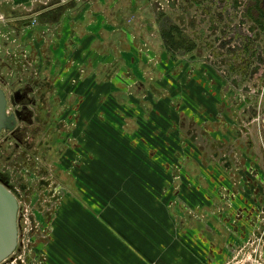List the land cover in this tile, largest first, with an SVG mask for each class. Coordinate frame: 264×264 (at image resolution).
I'll list each match as a JSON object with an SVG mask.
<instances>
[{
  "label": "flooded vegetation",
  "instance_id": "af4514ba",
  "mask_svg": "<svg viewBox=\"0 0 264 264\" xmlns=\"http://www.w3.org/2000/svg\"><path fill=\"white\" fill-rule=\"evenodd\" d=\"M209 1L215 4V8L220 7L219 9L226 10L221 11L222 14H219L217 10L214 14L217 20L224 18L228 26L225 28L222 22L219 27L215 26L212 23L214 18L210 17L206 20L209 21L206 24V35V32L197 27L198 22L196 21L194 30L196 29L195 35L198 40L203 42V40L210 39L212 42L207 53L211 57V63L207 66L211 70L210 75L213 74L212 79H204L202 76L201 79L188 77L185 80L182 77L178 80L168 78L165 90L168 94L161 93L152 83L148 86L137 83L129 87V92L119 91L113 95L110 94L109 98H112V102L109 103L107 109L113 114L116 112V104L121 107L117 109L119 113L116 112L115 115L127 126L122 127L120 137L115 141L117 144L115 153L118 154L114 153L113 158L118 159L121 166L114 168L119 170L128 168V165L118 158L126 156L130 158L129 163L132 161L129 167L136 169V172L130 170L132 173L130 175L107 174V168H109L106 165L107 160L104 161V165L99 162H96L98 165H92L95 162H92L91 156L88 154V158L85 152V142L91 136H96L99 132L97 130H100L96 128L98 124L95 120L96 114L91 112V109L96 110L95 105L97 106L98 102L99 106L102 104L101 97L96 98L101 95V92L95 94L97 88L101 90L98 82L103 80L101 83L105 89L112 83L125 65L121 56H116L114 63L103 65L102 72H98L97 80L91 82L86 79V72L79 69V76L77 74L76 78L73 76L68 81H62L60 78L56 80L54 76L55 80H52L45 72L42 73L43 70L50 69L49 59L42 52V49L47 50V43L39 48L42 61H36L34 56L31 60L30 57H25L24 62L13 67L0 59V89L6 99V115L14 119L11 130L0 132V180L7 184L15 196L18 212L20 200L17 199L13 187L10 186L7 165L15 158L29 160L30 155L34 157L38 153L41 162L45 165L41 173L45 172L47 167L54 166H52L53 180L57 186L51 187L52 189L47 192L48 196L44 195L50 200L66 191L57 190L59 184L63 183L70 191L89 192L91 182L100 178L114 176L193 177L203 181L205 186L203 191L207 186L210 189L209 185L214 183H225L226 187L213 186L211 189L212 191H215V188L218 189V199L224 200V205L228 209L232 207L235 199L239 202L243 200V203L258 205L260 201L262 217H260L261 244H259L264 258V225L261 222L264 219V116L257 102L253 105L246 101L248 98L245 96L241 99L236 95V92H241L243 88L239 82L235 81L237 84H234L232 83L234 79H229L222 91L218 79L219 75L235 73L236 68L237 71L247 72L245 61L238 59L240 64L235 66L234 59L230 55L234 56L236 52L246 51L247 42L252 33L249 25L254 24L257 26L255 29L264 26V9L260 0ZM120 2V0L117 1L118 5ZM165 2L167 9L172 11L175 9L172 0H165ZM35 4L38 6L34 10L37 15L34 19L32 18L31 22L25 21L22 27H14V23L4 16L0 18V25H6L8 33L12 34V36L5 35L3 39L9 37L19 39L23 32L38 25L37 22H45V16L49 15L50 20L57 18L59 9H61V7L56 8V1L52 0H35ZM23 11H26V8H23ZM200 13L199 18H203L205 12L201 10ZM164 18L169 28L162 31V35L168 32L172 35L182 34L179 30L181 27L172 25L168 15ZM200 23L205 24V21L201 19ZM252 34L258 37L256 33ZM173 39L177 43L175 41L177 38L173 37ZM7 44L4 42L5 48ZM135 44L138 45V40ZM176 47L168 46V51L176 53ZM9 50L11 48L8 47ZM12 51L16 56V49ZM20 53L29 52L20 49L17 55L22 56ZM70 60L68 59L65 64L55 63L54 69L62 66L61 71L63 72L70 66ZM70 63L75 64V61L72 60ZM151 64L153 66L154 63ZM151 64L146 65V69L147 67L152 69ZM221 71H225V74ZM149 94L153 99L144 101L148 104V107L143 106L147 107V113L145 117L140 118L137 106ZM163 95H165L164 98H162ZM162 102H165L164 106ZM103 115L102 111H99L97 119H103ZM191 125H194V129ZM249 126H254L253 128L256 129V131L253 130V139L250 137L252 134L249 132ZM104 131L106 137L110 134L115 136V132L111 130L104 129ZM124 137L130 140L126 141ZM254 140H257L258 144ZM105 152L111 157L109 149ZM172 160L178 163L175 169L171 168ZM140 168H146L148 172L146 173L145 170V174L143 171L140 174ZM61 180L63 183L60 182ZM45 182L41 181L39 188H42ZM258 198H260L259 201H257ZM18 228L20 236L19 216Z\"/></svg>",
  "mask_w": 264,
  "mask_h": 264
},
{
  "label": "crops",
  "instance_id": "0c3cea01",
  "mask_svg": "<svg viewBox=\"0 0 264 264\" xmlns=\"http://www.w3.org/2000/svg\"><path fill=\"white\" fill-rule=\"evenodd\" d=\"M52 1H56V8L61 7L58 17L50 20L49 15L45 16V22L37 26L50 45L54 41V46L47 43V50L42 49L50 63V69L42 73L52 80L68 81L79 76L81 70L90 82L97 80L108 58L116 59L122 54L118 16L106 10L116 12L120 5L116 0ZM260 1L264 9V0ZM37 7L35 0H0V18L4 16L17 27L31 22ZM64 23L71 24L67 33L60 32L64 45L43 31L47 25L61 31ZM91 24L98 25L93 28L103 31V35L90 38ZM102 24L111 31L104 33ZM5 26L0 25V42L9 32ZM249 26L258 37L251 33L246 51L234 55L245 61L247 71H257L264 78V26ZM0 48L8 51L3 43ZM59 48L63 49L61 57L55 53ZM2 56L0 52V59ZM35 56L36 61L41 60L39 53ZM68 59L70 66L63 72L62 66L55 68V73L54 64H65ZM72 60L75 64L70 63ZM234 60H238L236 56ZM91 184L89 192L67 189L51 198L50 205L39 209L41 224L35 225L27 234L28 242L17 251L25 264H227L252 231L256 236L260 233L258 222V226L249 225L253 209H261L260 198L259 205L235 199L228 209L224 200L218 199L216 189L226 187L225 183H214L204 191L203 181L179 176H114Z\"/></svg>",
  "mask_w": 264,
  "mask_h": 264
},
{
  "label": "rangeland",
  "instance_id": "374dc122",
  "mask_svg": "<svg viewBox=\"0 0 264 264\" xmlns=\"http://www.w3.org/2000/svg\"><path fill=\"white\" fill-rule=\"evenodd\" d=\"M120 1V6L116 9V12L113 11L114 9H111L109 11V8H106V10L108 13L112 12L113 14H116L118 16L117 21L120 22L118 26L122 30L121 38L123 39L120 42L121 48H123V50L122 54L119 55V57H122V59L125 61V65L106 89L102 86L101 82L103 80H100L98 82L101 90L100 88L99 90L97 88L95 94L101 92V95H98L96 98L101 97L100 101L102 104H100L99 106L98 102V107L95 105L96 110L91 109V112L96 114L95 120L96 122H98V124H96V128L100 130H97L99 132L96 133V136H91L90 139L85 142V152L86 156L88 157L89 154L92 158V162H95V164L92 165H98L96 162L104 165V161L107 160L106 165H108L107 167H109L107 168V174L130 175L132 174L131 171L136 172V169L134 168V171L129 167L132 161H130L129 163L130 158H126V156H124V158H118L121 162H124L125 165H128V168H121V170L114 168L121 166L118 159L113 158L115 149L117 148V144L115 141L119 139L122 127L125 126L124 128H126L127 126L125 125L124 121H122L115 115L116 112L119 113L117 109H121V107L116 104V112L113 114L111 110L107 109L109 107V103L112 102V98H109L110 94L113 95V93L115 94L119 91H123V93L126 91L129 92V87L137 83H142L146 86L152 83L153 86L157 87V89L160 90L161 93L165 94L168 78L176 80H178L180 77H182L183 80L187 79L188 77L194 79H201L202 77L204 79H212L213 74L210 75L211 70L208 68L209 66H207L211 63V57L206 54L209 52L208 50L212 42L210 39H207V41L203 40V42L198 40L197 35H195L196 29L194 30L196 21L198 22L197 27H199L204 32H206V24L209 22L206 20H208L210 17L214 18V20H212V23H214L215 26L219 27L221 22L223 23V25H225V28H227L228 26L226 20H223L224 18L217 20V16L214 14V12H217V10L219 14H222L221 11L224 12L226 10L223 11L219 9L220 7L215 8V4H212L209 0H172L175 5V9L173 11L166 8L165 0ZM201 10L205 12L203 18H199ZM165 15H168V17L171 19L172 25H174L175 27H181V29L179 28V30L182 32L181 35L173 34V37L177 38L175 40L177 42L175 43L177 44V47L173 46L176 47V53H171L168 51L169 42L168 40L163 38V35L161 33L162 31H165L167 28H169V24L165 22ZM182 19L185 21L181 23ZM201 19L205 21V24L200 23ZM217 21L219 22L217 23ZM37 24L39 25L41 23L37 22ZM38 25H34L35 27H32L31 30L23 32L19 39L14 37H9L8 39L2 38L0 45L6 42L8 43L7 46L11 48V50L9 51H2V48H0V52L3 53V56L1 58L5 63H8L14 67L20 62H24L25 57H30L31 60V57L35 56L36 52L37 54L40 53L39 48H41L44 43L50 42V40H47L44 34L43 36H41V31L39 30V28L37 29ZM70 25V23L62 24L61 31L60 29L58 31L57 27L54 28L53 26L52 28L50 25H47L45 27H49V29L46 28L43 31H46L48 33L47 36L54 35V37H57L59 39L60 44H63L64 42L62 41V39H60L62 37L60 32L62 34L67 33L66 30L67 28H70ZM19 26L22 27L23 25ZM94 26L98 25L91 24L89 26L90 38H92L93 36L95 37L96 35L102 36L103 31L98 32L94 30ZM174 26H172V28ZM101 29H106L104 30V33L108 30L111 31L110 28H106L105 24H102ZM205 34L207 35V32ZM4 35L12 36V34L6 32ZM136 40H138V45L135 44ZM53 42L51 43V45L49 43V46H54ZM66 44L68 43H65V46ZM14 48H17V52L15 53L16 56L13 55L12 49ZM60 48L63 47L60 46ZM60 48L58 49V51L56 49L55 52L57 54L59 53V57H61L60 54H62L61 51L63 50ZM65 48L67 49V46ZM20 49L23 51L27 50V52L29 53H20L22 54V56L19 54L18 56L17 53ZM67 50L69 51V49ZM202 52L204 54H202ZM189 56H193L194 59L191 60ZM235 56L237 59L240 58V56L238 55H230V57L233 59ZM33 59L34 57L32 58V61ZM93 60V58L90 59V62H92V66L94 63ZM108 60V64L114 63L115 61V59L113 58H108ZM193 60L198 64L190 62ZM234 61L236 65H239V61ZM151 63H154L153 66ZM148 64H151L152 69H149V67H147L146 69L145 66ZM234 71L236 72L233 74L230 73L229 75H219L218 79L221 90L223 89V87H225V83L229 81V79H234L232 81V83L234 84H237L235 81L239 82V85L243 86V88L241 92L237 91L236 95L241 99L245 96L246 98H248L246 99V101L250 104L255 105V102H257L256 104L260 105L262 109V116H264V78L261 77V74L257 73V71L255 74H253L248 70L246 73L244 72L245 75H243L244 73L242 71H237L236 69ZM99 72H102V70ZM224 72L225 71H221V73L225 74ZM166 94H168V92ZM164 97L165 95L162 96V98ZM151 98L152 97L150 94L146 95L145 99H142L140 105L137 106L140 111L138 114L140 118L145 117V114L147 113L146 108L148 107V104L147 102L144 103V101L150 100ZM129 100V102H131V99ZM169 100L174 101L171 98ZM164 103L165 102H162V106H164ZM144 105H147V107H143ZM124 108L126 109L127 107ZM99 111H102V113L104 114V118L101 120L97 119ZM143 111H145V113ZM161 111H163V109H161ZM252 123L254 124V122ZM253 127L254 126L248 127L250 128L249 132L252 134V136H250L251 139H253L252 137L254 135L253 130L256 131V129H254ZM191 128L194 129V125H191ZM104 129L115 132V136L110 134V136L106 137V132L104 131ZM128 137L132 139L131 136ZM128 137H124V139L126 141L130 140ZM254 142L258 144L257 140H254ZM107 149H109L111 157L107 156L108 154L105 152ZM117 154L118 153H115V155ZM39 155V153L34 155V157L30 155L29 160H27V158H15L13 162L7 165V168L9 169L10 186L13 187L17 199H19L23 204H26L25 208L28 211L29 221L33 223V225L41 224L38 211L39 209L44 208L47 203H50V198L46 197L48 196L47 192L52 189L51 187L57 186V184L54 183L53 180V165V167L50 166L47 167L46 170H44L46 173L40 172L41 169L45 167V165L41 162ZM176 164H178L176 163V160H172L170 164L172 165L171 168L173 167L172 169H175ZM145 170L146 168H140V174H142L141 171H143L145 174ZM147 172L148 170H146V173ZM158 172L161 173L160 170H158ZM41 181H46L47 183L45 182L46 185L44 184L42 188H39V186L41 185ZM60 182L63 183L62 180ZM59 189L64 191L67 190L64 183L62 185L59 184L57 190ZM251 193H253V191H251ZM249 205L251 204L249 203ZM253 210H255V212L251 213L249 216V218L251 219L249 225L258 226L257 222L260 225L262 209L257 208ZM20 213L21 212L19 211V214ZM253 233L254 232L252 231V233H250L249 236L246 237L245 241H242V243H240V247L236 249V253H234V255L229 259L227 264H264L260 238L259 236L253 235Z\"/></svg>",
  "mask_w": 264,
  "mask_h": 264
},
{
  "label": "water",
  "instance_id": "95a60500",
  "mask_svg": "<svg viewBox=\"0 0 264 264\" xmlns=\"http://www.w3.org/2000/svg\"><path fill=\"white\" fill-rule=\"evenodd\" d=\"M14 119L6 115V99L0 89V132L11 130ZM18 204L6 183L0 180V264H9L18 251Z\"/></svg>",
  "mask_w": 264,
  "mask_h": 264
},
{
  "label": "built area",
  "instance_id": "2783aa9c",
  "mask_svg": "<svg viewBox=\"0 0 264 264\" xmlns=\"http://www.w3.org/2000/svg\"><path fill=\"white\" fill-rule=\"evenodd\" d=\"M25 206L26 204H23L21 201L19 202V211L21 212V215L18 212V216H20L19 223L21 228L18 244L19 249L20 246H24V244L28 242L27 234L35 227V225L29 221L28 211L26 210ZM261 222L264 225V219ZM9 264H25V260L17 253Z\"/></svg>",
  "mask_w": 264,
  "mask_h": 264
},
{
  "label": "trees",
  "instance_id": "16d2710c",
  "mask_svg": "<svg viewBox=\"0 0 264 264\" xmlns=\"http://www.w3.org/2000/svg\"><path fill=\"white\" fill-rule=\"evenodd\" d=\"M175 31H178V29H175ZM163 35H165L164 39L168 40L167 38H169V40H168L169 46L173 47L174 46L173 43L175 44L174 39H173V35L170 32H168L167 34H163Z\"/></svg>",
  "mask_w": 264,
  "mask_h": 264
}]
</instances>
